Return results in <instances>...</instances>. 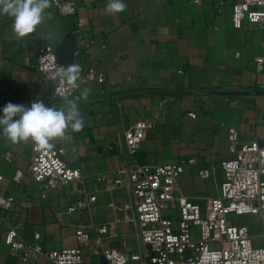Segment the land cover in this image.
I'll list each match as a JSON object with an SVG mask.
<instances>
[{
    "label": "crops",
    "instance_id": "1",
    "mask_svg": "<svg viewBox=\"0 0 264 264\" xmlns=\"http://www.w3.org/2000/svg\"><path fill=\"white\" fill-rule=\"evenodd\" d=\"M240 1L124 0L119 14L105 12L108 0L81 1L75 18L93 44L79 63L84 70L103 72L105 84L81 83L73 99L83 127L74 132L69 125L64 138L50 143L64 149L65 163L78 168L82 178L39 190L28 176L34 144H13L0 133V196L15 199L9 212L0 213V264H19L3 243L11 228L25 242L38 235L46 251L75 248L77 229L111 228L103 236L105 247L135 251V229L126 219L131 212L122 209L129 197L123 188L108 186L126 164L161 166L192 157L195 163L184 167L175 193L200 204L219 195L220 163L231 158L228 130L236 131L239 143L264 141V68L257 72L254 65L264 29L246 21L242 28L232 26V7ZM72 30V19L47 8L42 23L18 37L12 18L0 12V108L37 99L59 107L53 82L35 70L36 52L48 46L57 51ZM69 53L68 44L58 51L59 58ZM137 122L150 129L139 151L129 156L123 132ZM201 168L209 171V180L198 177ZM16 171L24 174L18 184L12 181ZM89 196L96 198L89 214L67 212ZM36 264L48 262L39 257ZM83 264L105 261L84 251Z\"/></svg>",
    "mask_w": 264,
    "mask_h": 264
},
{
    "label": "built area",
    "instance_id": "2",
    "mask_svg": "<svg viewBox=\"0 0 264 264\" xmlns=\"http://www.w3.org/2000/svg\"><path fill=\"white\" fill-rule=\"evenodd\" d=\"M81 1L51 0L49 7L57 17L73 20L71 61L62 62L50 46L36 52L35 70L43 81L53 82V98L59 107L65 98L75 97L83 81L105 84L103 72L84 70L79 63L81 55L93 44V40L85 39L75 18ZM245 21L264 29V0H241L233 5L232 26L242 28ZM254 65L257 72L264 68V41ZM68 67L75 68L76 79L58 75ZM149 129L148 123L137 122L123 132L129 156L139 151ZM227 150L231 158L220 163L219 195L206 197L201 204L178 196L174 188L184 167L193 165L195 158L161 166L126 164L117 170L119 177L108 186L123 188L129 197L122 209L131 212L126 219L135 229L133 252L105 247L103 236L112 231L105 227L94 232L77 229V245L72 249L46 251L38 235L32 242H25L15 228L5 233L3 243L9 256L19 264H36L39 257L48 264H83L84 251L102 256L105 264H264V141L239 143L236 131L229 129ZM64 154V149L55 144L50 149L32 146L28 176L39 190L45 192L81 180V171L69 167ZM197 175L204 181L210 179L206 168L199 169ZM23 176L16 171L12 181L18 184ZM100 179L104 181L103 176ZM1 180L0 175V183ZM95 201L94 196L83 197L72 203L67 212L89 214ZM14 202L12 195L0 196V213L9 212ZM235 217H251L254 224L236 223Z\"/></svg>",
    "mask_w": 264,
    "mask_h": 264
},
{
    "label": "clouds",
    "instance_id": "3",
    "mask_svg": "<svg viewBox=\"0 0 264 264\" xmlns=\"http://www.w3.org/2000/svg\"><path fill=\"white\" fill-rule=\"evenodd\" d=\"M51 0H0V12L12 18V30L18 37L31 34L42 23L44 12ZM126 8L124 0H108L105 12L119 14ZM61 78L76 79L74 67L58 73ZM83 116L78 102L65 98L60 107L45 104L41 99L29 105L8 102L0 108V133L13 144L31 141L39 149H50V141L64 138L70 125L74 132L83 127Z\"/></svg>",
    "mask_w": 264,
    "mask_h": 264
},
{
    "label": "water",
    "instance_id": "4",
    "mask_svg": "<svg viewBox=\"0 0 264 264\" xmlns=\"http://www.w3.org/2000/svg\"><path fill=\"white\" fill-rule=\"evenodd\" d=\"M67 44L70 46V53H69V56L64 57V56H61V55H60L61 58H59L58 51L63 50V49L66 47ZM73 45H74V38L71 36L67 41H65L64 44L58 46L57 51H55V52H56L57 57H58L62 62H64V63H69V62L71 61V59H72Z\"/></svg>",
    "mask_w": 264,
    "mask_h": 264
},
{
    "label": "rangeland",
    "instance_id": "5",
    "mask_svg": "<svg viewBox=\"0 0 264 264\" xmlns=\"http://www.w3.org/2000/svg\"><path fill=\"white\" fill-rule=\"evenodd\" d=\"M233 220L236 223H245V224H249V225L254 224V222H252L251 217H235V218H233ZM193 233H194V231L192 232V238H193Z\"/></svg>",
    "mask_w": 264,
    "mask_h": 264
}]
</instances>
